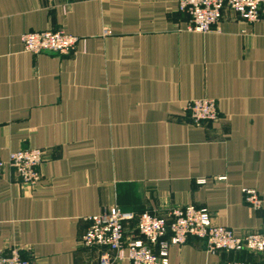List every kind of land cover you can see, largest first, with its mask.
Here are the masks:
<instances>
[{
  "label": "crops",
  "instance_id": "obj_1",
  "mask_svg": "<svg viewBox=\"0 0 264 264\" xmlns=\"http://www.w3.org/2000/svg\"><path fill=\"white\" fill-rule=\"evenodd\" d=\"M189 21L177 0H0V161L44 152L37 186L8 165L0 174V252L99 264L80 239L87 218L114 207L164 216L194 206L238 236L264 232V206L243 194L264 200V15L250 24L226 10L208 34ZM49 31L83 42L62 57L24 51L23 34ZM205 98L219 119L195 126L186 105ZM169 260L264 264V255L212 254L190 237Z\"/></svg>",
  "mask_w": 264,
  "mask_h": 264
},
{
  "label": "built area",
  "instance_id": "obj_2",
  "mask_svg": "<svg viewBox=\"0 0 264 264\" xmlns=\"http://www.w3.org/2000/svg\"><path fill=\"white\" fill-rule=\"evenodd\" d=\"M177 5L178 11L190 18L188 30L201 34L212 32L224 18L226 10L250 24L260 21L264 15V0H177ZM110 34V30L104 31V36ZM21 41L25 52L59 57L73 54L83 42L80 37L62 31L25 33ZM185 112L195 126L219 119L217 102L210 98L190 101ZM43 163L41 149L11 152L8 162L0 161V174L8 165L23 183L35 187L42 180ZM243 194L253 210L263 208L264 200L256 190L244 189ZM87 221L89 226L80 245L95 251L99 264H171L170 248L184 246L190 237L204 240L207 251L212 254L249 251L264 255V232H245L238 236L228 227L214 225L207 209L194 206L174 208L164 216L150 212L137 214L114 207L87 218ZM130 225L133 230L128 236ZM0 264L33 262L31 258L23 257L19 249H13L8 254L0 252Z\"/></svg>",
  "mask_w": 264,
  "mask_h": 264
}]
</instances>
